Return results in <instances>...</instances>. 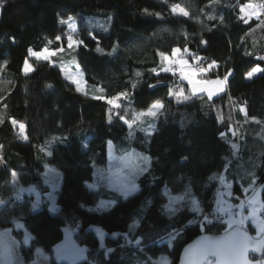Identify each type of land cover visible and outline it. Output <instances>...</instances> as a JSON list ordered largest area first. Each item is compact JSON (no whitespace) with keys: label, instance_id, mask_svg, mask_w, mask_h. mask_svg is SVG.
<instances>
[{"label":"trees","instance_id":"trees-1","mask_svg":"<svg viewBox=\"0 0 264 264\" xmlns=\"http://www.w3.org/2000/svg\"><path fill=\"white\" fill-rule=\"evenodd\" d=\"M251 2L264 3L2 0L0 232H10L25 262L42 254L57 264L54 249L68 228L86 248L75 264H176L196 236L228 230L213 216L223 182L235 201L262 185L264 203V9L246 17L241 7ZM68 16L76 18L71 36ZM44 48L79 65L90 92L77 91L47 60L31 59L23 74L29 51ZM174 48L190 64L202 60L204 79L231 73L225 92L193 95L165 71ZM253 68L261 71L247 78ZM154 104L155 115H147ZM12 121L25 124L24 136ZM110 142L116 155L143 157L139 190L125 199L94 177ZM48 168L60 173L57 208L41 201L32 212L33 196L18 187L33 186L44 200ZM110 196L114 204L95 210ZM167 196L179 201L168 205ZM18 222L31 233L29 244ZM245 230L253 236L251 226Z\"/></svg>","mask_w":264,"mask_h":264},{"label":"rangeland","instance_id":"rangeland-1","mask_svg":"<svg viewBox=\"0 0 264 264\" xmlns=\"http://www.w3.org/2000/svg\"><path fill=\"white\" fill-rule=\"evenodd\" d=\"M264 1V0H263ZM255 5L254 2H251ZM257 4V3H256ZM259 5V3H258ZM243 7V6H242ZM241 7V8H242ZM255 10L259 13L262 12V9L259 7H256ZM244 15L247 14V9L242 12ZM64 22L67 25V30L70 33V36L73 35L76 31V18L74 16H68L64 19ZM87 26H93L92 21L90 19L86 20ZM73 37V36H72ZM73 38L71 40V43L68 39V44L71 45L73 43ZM177 49V48H174ZM62 48H59L56 50L57 52H60ZM179 50V49H178ZM53 53V55H49L47 59H44L43 56L38 57L35 54H41V53ZM179 51L176 53L178 54ZM173 54V52H172ZM58 55H56V52L53 50H49L47 48H44L40 51H34L30 50L28 54V59H26L23 63L22 67V73L23 74H29L32 70V66L30 63L31 59H39V60H47L52 65H57L60 67V71L62 73V77L67 80L69 83L73 84L77 91L82 93H89L90 90L87 88L83 71L80 68L79 65L68 63L65 61H57ZM180 57H168L166 60L167 62V69L170 71V67L177 66L178 65V59ZM181 60L187 61V68H192V65L190 64L189 60L186 57H183ZM180 65V64H179ZM178 67L181 71V65ZM187 68L185 70H187ZM193 69V68H192ZM231 73H228L226 76L227 78L230 76ZM255 74V73H254ZM253 74V76H254ZM257 74V73H256ZM203 73H198L194 77V81H215V80H223V85H217V84H198L194 83L193 85H190L188 83V80L181 77V80L185 81L190 88V91L193 95L198 94H205L208 97H215L223 92H225L226 88V80L225 77L221 78H214V79H204L201 76ZM250 78V77H247ZM203 89V90H202ZM209 92L212 93L211 96H209ZM155 105V104H154ZM158 110V107L151 108L149 111L155 112ZM14 126L17 127V132L21 135H25V124L23 122H17L12 121ZM116 146L114 143H108L107 146V159L104 165L98 166L95 170L94 177L97 181L104 183L107 189L114 192L118 197L125 199L130 195H133L138 192L139 187L137 184V179L141 175L142 172V161L143 157H140L138 153H135L133 151H126L121 155H116ZM118 149H121L120 146H118ZM58 173V175H57ZM250 175L246 174V177H249ZM45 181L50 186L49 193L45 196L44 200L42 199L39 192L33 187H18L19 192H24L29 195L33 196V206H32V212H36L39 210V203L41 201H47L48 203V209L54 210L57 208L56 205V198L60 186V173L55 171L54 169L48 168L45 172ZM255 180H252V183ZM225 189H220L218 192V196L216 198V206L213 210V216L219 215V217L222 218L224 225L226 229L228 228V224L226 223L229 214H231L234 218L237 217V213L242 214L243 216L247 217L249 210L251 207H256L258 209L257 211V217L259 220H264V203L261 198V191H262V185H255L250 192L249 195L244 197L243 199H238L237 201L230 199L229 197L232 196L231 191L229 190L230 183L223 182L222 183ZM88 187L92 190L96 189V184H88ZM247 187L243 189V192L247 191ZM255 198L256 204L250 205L249 201ZM166 201L168 205H173L179 201L178 197L174 196H167ZM115 203V198L113 196H110L109 199H100L95 207V210L103 211L109 208L112 204ZM229 205H231V208H229ZM243 205V207H240ZM223 209V211H222ZM18 225L20 222H18ZM251 226L253 229V237L256 238L258 234L257 226L253 223L251 219L245 220L244 223V229H247V227ZM21 228L24 230V236H23V243L29 244V241L31 239V233L25 229V227L22 225ZM68 234V230H65V234ZM69 234L73 236V231H69ZM72 238V237H71ZM60 249L57 250V261L59 262H68L75 264L77 262L83 261V258H86V248L84 246L79 245L73 238L72 240H69V243L60 245ZM62 250V251H61ZM264 261V257L262 259Z\"/></svg>","mask_w":264,"mask_h":264},{"label":"snow or ice","instance_id":"snow-or-ice-1","mask_svg":"<svg viewBox=\"0 0 264 264\" xmlns=\"http://www.w3.org/2000/svg\"><path fill=\"white\" fill-rule=\"evenodd\" d=\"M0 3H2V0H0ZM256 7H259L260 9H264V3L260 4L259 6H255L252 3H248L241 8V11L243 12L245 11V9H255ZM184 15H187V13H184ZM68 39L69 42L71 43L72 37H68ZM178 51H179L178 49H173V56H175ZM184 51L187 52L188 50L185 48ZM35 55H37L38 57L43 56L44 59H47L48 56L53 55V53L45 52ZM164 59L167 60L168 57L165 56ZM178 63L182 66L181 76L187 79L190 85H193L194 83H198L201 85L204 84L223 85L224 83L223 80L194 81V77L198 73L205 72L206 69L187 68V61L184 60H180L178 61ZM186 68L187 70H185ZM164 70L168 71L167 68H165ZM259 71H261L259 68H253L250 72H248L247 75L248 77H252L254 73ZM137 75H139V73H137ZM226 79L227 76L225 77V80ZM211 95L212 93L209 92V96ZM108 103L114 104V100L110 99L108 100ZM158 106L159 105H154L153 107H158ZM147 115L154 116L155 113L149 111ZM233 147H235V145H233ZM249 204L255 205L256 204L255 198L250 200ZM240 207H243V205H241ZM229 208H231V205H229ZM257 211L258 209L256 207H251L247 217L243 216L240 213H237L238 218H234L231 214H229L226 223L228 224V228L231 229V231L228 232L227 236L224 238H221L217 241L209 240L207 243L202 245L198 250V252L192 257L195 264H214L212 260L208 259L209 257L217 258L215 264H220L221 261L222 264H252V262H250L247 257L248 251L249 250L261 251L262 246H264V220L258 219ZM247 219H251L253 223L257 226L258 234L256 238L249 237L247 235V232L244 230V223L245 220ZM256 264H264V261H257Z\"/></svg>","mask_w":264,"mask_h":264},{"label":"water","instance_id":"water-1","mask_svg":"<svg viewBox=\"0 0 264 264\" xmlns=\"http://www.w3.org/2000/svg\"><path fill=\"white\" fill-rule=\"evenodd\" d=\"M230 231L231 229H228L218 234L201 233L200 235L196 236L194 239L182 246L176 264H195L192 257L198 252L202 245L207 243L209 240L217 241L221 238H224ZM247 235L254 238L248 232ZM17 249L18 242L11 237L10 232H0V264H52L50 260L42 256V254H37L33 260L25 262L18 253ZM251 256L255 257L256 259H250ZM247 257L249 261L252 262V264H256L257 261H262L264 257V246H262L261 251L249 250ZM208 259L212 260L214 264L217 261L216 257H209ZM220 264H222V261Z\"/></svg>","mask_w":264,"mask_h":264},{"label":"crops","instance_id":"crops-1","mask_svg":"<svg viewBox=\"0 0 264 264\" xmlns=\"http://www.w3.org/2000/svg\"><path fill=\"white\" fill-rule=\"evenodd\" d=\"M254 5V4H253ZM260 5V4H259ZM258 4H256L255 3V6H259ZM258 14H259V12H257L255 9H247V14H245V16L246 17H248V18H256L257 16H258ZM175 57V56H174ZM178 57V56H177ZM182 58H179L178 60L180 61ZM178 65H179V63H178ZM180 66V65H179ZM168 67V66H167ZM256 73H258V72H256ZM256 73L254 74V75H256ZM88 186V185H87ZM89 188V187H88ZM90 189V188H89ZM90 190H92V189H90ZM92 191H94V190H92ZM56 210V208L54 209V210H52V212L53 211H55ZM68 230V234L66 233L65 234V230ZM66 229H64V238H63V240L59 243V244H57L56 245V247H55V249H54V252H55V254H54V259H55V261H56V263L57 264H62V263H66V264H73V263H71L70 261H68V262H59V261H57V250L58 249H60V245H63V244H66V243H69V240H72V238H73V236L71 235V234H69V229L68 228H66ZM72 237V238H71ZM74 239V238H73ZM62 251V250H61ZM85 254H86V252H85ZM85 258H83V260H84Z\"/></svg>","mask_w":264,"mask_h":264},{"label":"built area","instance_id":"built-area-1","mask_svg":"<svg viewBox=\"0 0 264 264\" xmlns=\"http://www.w3.org/2000/svg\"><path fill=\"white\" fill-rule=\"evenodd\" d=\"M202 63V60L198 56H194L191 65L193 69H199L202 68ZM170 72L174 75L176 79H181V71L178 65L171 67Z\"/></svg>","mask_w":264,"mask_h":264}]
</instances>
